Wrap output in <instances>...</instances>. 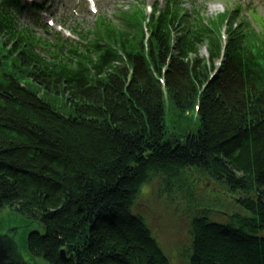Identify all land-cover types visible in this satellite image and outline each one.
Masks as SVG:
<instances>
[{"label":"trees","instance_id":"16d2710c","mask_svg":"<svg viewBox=\"0 0 264 264\" xmlns=\"http://www.w3.org/2000/svg\"><path fill=\"white\" fill-rule=\"evenodd\" d=\"M240 12L206 18L176 1L146 41L144 12L120 11L117 23L99 18L68 65L0 18V213L43 228L23 244L30 255L172 264L135 214L159 179L191 214L188 264H264V20L255 27Z\"/></svg>","mask_w":264,"mask_h":264},{"label":"rangeland","instance_id":"374dc122","mask_svg":"<svg viewBox=\"0 0 264 264\" xmlns=\"http://www.w3.org/2000/svg\"><path fill=\"white\" fill-rule=\"evenodd\" d=\"M207 6L209 16H215L222 13L226 7L231 4H237V0H196ZM134 0H117L114 5H119L117 10L123 11V6L132 5ZM112 5L107 11L110 17L113 15ZM261 8V7H260ZM264 9H259L263 11ZM105 11V12H107ZM248 14V12H246ZM89 25L94 23V17H88ZM201 54L206 56L205 48L201 49ZM218 67V66H217ZM49 101L51 97L47 98ZM62 106V104L60 105ZM194 176V182L202 189H213L206 180L198 179ZM177 187L176 185H174ZM146 193V194H144ZM177 193V192H176ZM143 194L140 195L136 205L135 214L142 215L149 225L154 237L169 257L172 264H188V255L192 248L193 237L190 233L191 214L187 213L185 208L186 201L182 200V195L177 193L172 196L161 191V183L159 179H155L152 183L143 188ZM180 194L179 196H177ZM211 199V197H209ZM175 200V201H174ZM39 226V225H38ZM35 231L43 232V228L32 225V222L24 219L22 216L12 211H3L0 213V235L12 236L18 250L22 256L29 259L28 264H45L42 260L30 255L23 247L29 233Z\"/></svg>","mask_w":264,"mask_h":264},{"label":"water","instance_id":"95a60500","mask_svg":"<svg viewBox=\"0 0 264 264\" xmlns=\"http://www.w3.org/2000/svg\"><path fill=\"white\" fill-rule=\"evenodd\" d=\"M16 250L17 246L11 237L0 235V264H22L17 257ZM20 257L23 261L22 255ZM60 257L63 261H68L64 250L60 252Z\"/></svg>","mask_w":264,"mask_h":264},{"label":"flooded vegetation","instance_id":"af4514ba","mask_svg":"<svg viewBox=\"0 0 264 264\" xmlns=\"http://www.w3.org/2000/svg\"><path fill=\"white\" fill-rule=\"evenodd\" d=\"M16 253H17V257H18V259H19V261L22 263V264H28V262H29V259L27 258V257H23L24 259H23V261L21 260V257H20V253L16 250Z\"/></svg>","mask_w":264,"mask_h":264}]
</instances>
